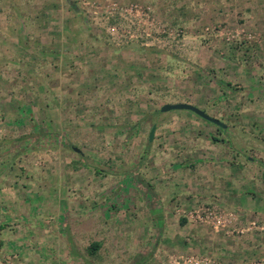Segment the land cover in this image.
Instances as JSON below:
<instances>
[{
  "label": "rangeland",
  "instance_id": "1",
  "mask_svg": "<svg viewBox=\"0 0 264 264\" xmlns=\"http://www.w3.org/2000/svg\"><path fill=\"white\" fill-rule=\"evenodd\" d=\"M101 1L0 0L2 264H264V0Z\"/></svg>",
  "mask_w": 264,
  "mask_h": 264
},
{
  "label": "crops",
  "instance_id": "2",
  "mask_svg": "<svg viewBox=\"0 0 264 264\" xmlns=\"http://www.w3.org/2000/svg\"><path fill=\"white\" fill-rule=\"evenodd\" d=\"M90 1H92L91 2V4H92L94 0H90ZM95 1L100 2L103 5H106L105 1H101V0H95ZM111 2H113V1H111ZM94 3L97 4L96 2H94ZM77 10H78V13L79 14H81V15L83 14V16L86 18L85 19L86 22H88V20H89L88 19V15L84 11V8L77 7ZM71 35L72 34L65 33L60 38L58 37V38L51 39V40H54L55 42H61V43L67 42L68 43L69 39H71V37H70ZM55 48L56 49H54V52H51V53L48 52L50 54V57L52 56V54L53 55H56L55 57L53 56L55 58V61L53 62L54 64L51 65L50 63H48L47 66H45V67H47L45 69H56V68L59 67V63H60V60L59 59L63 56L62 55V50L61 49H57V47H55ZM66 64L65 65L67 66V69H74L73 66L71 65V63L68 64L67 61H66ZM42 69H44V68H42ZM51 73H53V72H51ZM8 189L9 190H8V197H7L8 198L7 199L8 200L7 201V207L5 208L4 205H0V219H2V221H0V228L2 227L1 230H0V235H1V237H0V245H1L0 246V253H5L7 255L6 257L9 260H13L12 259L13 256L11 257L12 253H10L11 249H13V248H20V246H21L20 244L22 243L21 239L20 238L17 239V237H16L17 235L15 233V229H13L14 223L18 220V222L23 225V228L28 227V226L30 228H32L31 225H30L31 223H29L27 221V219L31 216V214H29V213H32V211L31 210H26V211H23V213L18 214L16 212V210L14 209L16 203H15V198H12V190L13 189L11 187H9ZM27 199H24L23 200V201H25V205L28 203L26 201ZM62 201L63 200H59L58 199L57 200V205H56V207L54 209H59L63 213V215H64L65 212H63V211L66 210V208H64L60 204ZM3 215H5V216H3ZM6 235H7V237L5 238ZM22 236L24 237L25 235H22ZM243 249H244V247H243ZM7 262H8V260H7ZM0 263L1 264L2 263H5V260L0 259Z\"/></svg>",
  "mask_w": 264,
  "mask_h": 264
},
{
  "label": "built area",
  "instance_id": "3",
  "mask_svg": "<svg viewBox=\"0 0 264 264\" xmlns=\"http://www.w3.org/2000/svg\"><path fill=\"white\" fill-rule=\"evenodd\" d=\"M77 7L84 8V11L88 15V19L93 21L95 24H97V20L99 19V16L101 15L102 18L105 20V22L109 25L107 26L108 32H111V35H115L116 33V25L118 24V19H122L124 17V13L126 15L132 14L133 17L137 19V17L140 15H144L143 9L140 8L137 4H130V6H122L120 3L114 1V2H108L106 5L101 4L100 2L92 1L90 0H73ZM96 2L97 4H95ZM145 9H149V7H146ZM131 16V15H129ZM116 22V23H115Z\"/></svg>",
  "mask_w": 264,
  "mask_h": 264
},
{
  "label": "water",
  "instance_id": "4",
  "mask_svg": "<svg viewBox=\"0 0 264 264\" xmlns=\"http://www.w3.org/2000/svg\"><path fill=\"white\" fill-rule=\"evenodd\" d=\"M173 110H186V111H191L192 113L196 114L200 118L213 123L214 125L225 127V125L218 119L209 116L204 110L199 109L198 107L189 104V103H175V104H165L160 108L161 112H169ZM156 130V126L153 125L149 131L148 134V142H152L154 138V133ZM76 152H79V149L74 148Z\"/></svg>",
  "mask_w": 264,
  "mask_h": 264
},
{
  "label": "trees",
  "instance_id": "5",
  "mask_svg": "<svg viewBox=\"0 0 264 264\" xmlns=\"http://www.w3.org/2000/svg\"><path fill=\"white\" fill-rule=\"evenodd\" d=\"M99 245L100 244L98 242L92 243L89 247L90 252L92 253L93 251H95L99 247Z\"/></svg>",
  "mask_w": 264,
  "mask_h": 264
}]
</instances>
